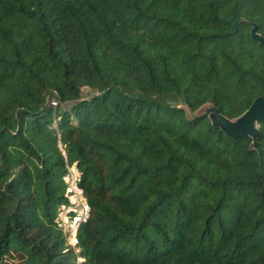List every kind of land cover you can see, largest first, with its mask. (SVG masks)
<instances>
[{"label": "trees", "instance_id": "obj_1", "mask_svg": "<svg viewBox=\"0 0 264 264\" xmlns=\"http://www.w3.org/2000/svg\"><path fill=\"white\" fill-rule=\"evenodd\" d=\"M255 24L264 0H0V264H264V121L252 146L178 106L264 95Z\"/></svg>", "mask_w": 264, "mask_h": 264}, {"label": "water", "instance_id": "obj_2", "mask_svg": "<svg viewBox=\"0 0 264 264\" xmlns=\"http://www.w3.org/2000/svg\"><path fill=\"white\" fill-rule=\"evenodd\" d=\"M252 36L264 45V36L258 32L256 24L252 28ZM178 106L185 107L192 117L209 116L214 125L221 127L228 135L234 138L242 136L253 137L252 146L257 143L259 128L261 122L264 121V95L257 97L251 106L237 118H229L222 114L217 106L212 103L203 105L196 112L187 104L180 103ZM76 168H78L77 165Z\"/></svg>", "mask_w": 264, "mask_h": 264}, {"label": "built area", "instance_id": "obj_3", "mask_svg": "<svg viewBox=\"0 0 264 264\" xmlns=\"http://www.w3.org/2000/svg\"><path fill=\"white\" fill-rule=\"evenodd\" d=\"M58 103H59V100L57 98H53L51 100V104H53V105H58ZM79 175H80V173L78 171V168H76V165H75V167H71L70 174L66 177V180H67V182L69 184L68 195H69L70 200H71V205H69V206L63 205L62 206V208H61V210L59 212L58 221H59L60 226H62L67 232H68V229L65 228V226H64L65 222H68V220L64 219V211H65V209L70 207V206H72L74 204L73 200L78 199V197H77L78 194L77 193L79 191H80L81 195L85 198L83 190L80 189L78 187V185H77V180L79 178ZM72 212H76V211H72ZM72 212L70 213V215L72 214ZM89 212H90V207H89V205L87 203L86 204V208L84 209V213H85L84 216L80 217V216H76L77 214L73 215L74 219L72 221H73L74 225L72 226V228H73L72 240L74 239V241L73 242L69 241L73 246H76V244L78 243V238H77L78 227H79L81 221L85 220L89 216ZM68 217H71V216H68ZM68 238H69V232H68Z\"/></svg>", "mask_w": 264, "mask_h": 264}, {"label": "rangeland", "instance_id": "obj_4", "mask_svg": "<svg viewBox=\"0 0 264 264\" xmlns=\"http://www.w3.org/2000/svg\"><path fill=\"white\" fill-rule=\"evenodd\" d=\"M73 167H75V165ZM77 194H78L77 195L78 199L73 200V203L74 204L72 206L66 208L65 211H64V219L65 220H68V222H65V225L64 226H65V228L68 229V232H69V241L70 242L71 241L72 242L74 241V239L72 240V237H73L72 236V233H73L72 226L74 225L72 220L74 218H73V215L72 214L70 215V213L72 211H76L75 212L77 214L76 216H80V217L81 216H84L85 215L84 209L86 208V204H87L86 199L81 195L80 191ZM68 216H71V217H68ZM16 262H18V259L17 258L15 260H13V259L12 260L11 259L9 260V264H15Z\"/></svg>", "mask_w": 264, "mask_h": 264}]
</instances>
